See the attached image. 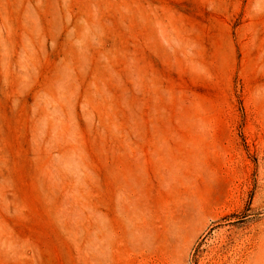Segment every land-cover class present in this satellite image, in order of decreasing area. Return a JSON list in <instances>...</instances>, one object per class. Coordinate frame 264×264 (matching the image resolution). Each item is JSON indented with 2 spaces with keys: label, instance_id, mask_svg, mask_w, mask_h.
Returning <instances> with one entry per match:
<instances>
[{
  "label": "rangeland",
  "instance_id": "rangeland-1",
  "mask_svg": "<svg viewBox=\"0 0 264 264\" xmlns=\"http://www.w3.org/2000/svg\"><path fill=\"white\" fill-rule=\"evenodd\" d=\"M0 264H264V0H0Z\"/></svg>",
  "mask_w": 264,
  "mask_h": 264
}]
</instances>
